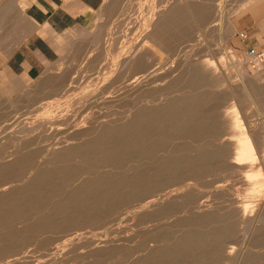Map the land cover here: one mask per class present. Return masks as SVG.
Instances as JSON below:
<instances>
[{
    "label": "rangeland",
    "instance_id": "obj_1",
    "mask_svg": "<svg viewBox=\"0 0 264 264\" xmlns=\"http://www.w3.org/2000/svg\"><path fill=\"white\" fill-rule=\"evenodd\" d=\"M259 1L103 0L28 76L0 0V264H264Z\"/></svg>",
    "mask_w": 264,
    "mask_h": 264
},
{
    "label": "crops",
    "instance_id": "obj_2",
    "mask_svg": "<svg viewBox=\"0 0 264 264\" xmlns=\"http://www.w3.org/2000/svg\"><path fill=\"white\" fill-rule=\"evenodd\" d=\"M10 2L11 6L19 8L18 12L28 25L19 28L21 40L18 44L13 42L5 58L11 55L10 66L13 70L31 76L42 71L46 63L58 59L60 40L64 34L74 28L88 27L103 0H10ZM240 35L248 46L245 49L246 53L252 48L264 52V49L260 48L264 46V0H260L249 9Z\"/></svg>",
    "mask_w": 264,
    "mask_h": 264
},
{
    "label": "bare ground",
    "instance_id": "obj_3",
    "mask_svg": "<svg viewBox=\"0 0 264 264\" xmlns=\"http://www.w3.org/2000/svg\"><path fill=\"white\" fill-rule=\"evenodd\" d=\"M167 5V4H166ZM169 5V4H168ZM170 6V5H169ZM174 6V5H173ZM171 7V6H170ZM177 7V6H176ZM165 8V7H164ZM163 8V9H164ZM169 8V7H168ZM171 8H173V7H171ZM168 11H169V9H167ZM176 11L175 12H177V13H179V11H181V6L180 5H178V7L175 9ZM167 11V12H168ZM173 11V10H172ZM161 12V11H160ZM172 13V12H171ZM165 14V13H164ZM174 14V13H173ZM169 15V14H168ZM171 16V15H170ZM160 20L161 19H159L158 20V22H157V25L156 26H153V32L150 34V36H149V40L151 41V43L152 44H154V46H158L159 47V44H163L164 43V38L162 37L163 35H165V33L161 36L160 34H161V30H160V27H161V22H160ZM155 24V23H154ZM164 28V27H163ZM166 32V31H165ZM150 33V32H149ZM147 39H148V37H147ZM148 40V41H149ZM165 40H166V38H165ZM153 46V45H152ZM152 48V47H151ZM159 49H161V47L159 48ZM136 55V54H135ZM139 55V54H138ZM142 56V55H141ZM139 58V57H138ZM141 58V57H140ZM133 60V59H132ZM130 62V61H129ZM128 63V62H127ZM131 64H133V63H131ZM129 65H130V63H129ZM131 124V123H130ZM130 124L129 125H127V126H125V127H123L122 128V132H123V134H124V131H126V132H128V129L129 128H131V126H130ZM137 127H138V125H137ZM130 131H132V130H130ZM140 131V130H139ZM143 132V131H142ZM121 133V132H120ZM137 136V135H136ZM98 137V136H97ZM138 137H140V135L138 136ZM149 137V136H148ZM148 137H146V138H148ZM141 139V138H140ZM137 140V139H136ZM143 141V140H142ZM98 145V144H97Z\"/></svg>",
    "mask_w": 264,
    "mask_h": 264
},
{
    "label": "built area",
    "instance_id": "obj_4",
    "mask_svg": "<svg viewBox=\"0 0 264 264\" xmlns=\"http://www.w3.org/2000/svg\"><path fill=\"white\" fill-rule=\"evenodd\" d=\"M248 56L255 58V59H259V60H264V52L262 51H257L255 49H249L247 51Z\"/></svg>",
    "mask_w": 264,
    "mask_h": 264
}]
</instances>
